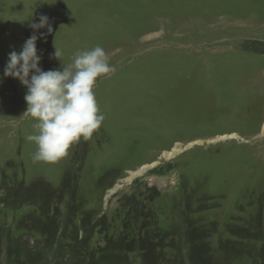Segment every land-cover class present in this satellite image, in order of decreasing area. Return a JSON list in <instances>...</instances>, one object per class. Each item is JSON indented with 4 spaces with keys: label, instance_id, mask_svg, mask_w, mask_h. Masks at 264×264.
<instances>
[{
    "label": "rangeland",
    "instance_id": "1",
    "mask_svg": "<svg viewBox=\"0 0 264 264\" xmlns=\"http://www.w3.org/2000/svg\"><path fill=\"white\" fill-rule=\"evenodd\" d=\"M41 15L42 70L100 45L117 72L57 164L0 83V264H264V0H0V77Z\"/></svg>",
    "mask_w": 264,
    "mask_h": 264
},
{
    "label": "clouds",
    "instance_id": "2",
    "mask_svg": "<svg viewBox=\"0 0 264 264\" xmlns=\"http://www.w3.org/2000/svg\"><path fill=\"white\" fill-rule=\"evenodd\" d=\"M32 35L19 52L12 50L0 77L13 78L27 89V104L23 115L30 117L36 130L26 136L36 151L33 162L57 164L65 160L73 146L94 139L105 120L96 99L95 89L117 72L111 55L102 46L82 49L74 53L70 63L62 60V51L55 47L54 57L62 61L61 68L44 71L39 66L37 41L53 33L47 16L31 22ZM46 29V32L41 31Z\"/></svg>",
    "mask_w": 264,
    "mask_h": 264
},
{
    "label": "bare ground",
    "instance_id": "3",
    "mask_svg": "<svg viewBox=\"0 0 264 264\" xmlns=\"http://www.w3.org/2000/svg\"><path fill=\"white\" fill-rule=\"evenodd\" d=\"M230 138H237L236 136H234V135H230L229 137L228 136H223V137H219L218 139H216V140H214V141H222V140H224V139H230ZM225 141V140H224ZM191 146V145H190ZM177 149V148H176ZM176 152H178V151H176ZM173 153H168L167 155L168 156H171ZM138 172H140L141 173V171H138ZM138 172H136V173H133L132 174V176L134 175V174H138Z\"/></svg>",
    "mask_w": 264,
    "mask_h": 264
}]
</instances>
